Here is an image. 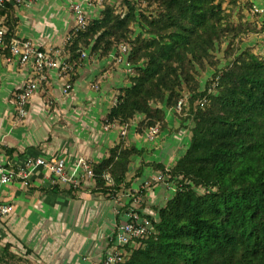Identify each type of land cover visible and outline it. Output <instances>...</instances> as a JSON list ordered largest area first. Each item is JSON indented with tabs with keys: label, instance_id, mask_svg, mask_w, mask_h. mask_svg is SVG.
Masks as SVG:
<instances>
[{
	"label": "trees",
	"instance_id": "1",
	"mask_svg": "<svg viewBox=\"0 0 264 264\" xmlns=\"http://www.w3.org/2000/svg\"><path fill=\"white\" fill-rule=\"evenodd\" d=\"M155 4L157 9L147 12L123 0L128 6L123 15L105 2L86 31L68 34L74 71L82 64L84 50L104 59L121 45L131 49L134 75L117 91L105 126L126 127L137 121L140 135L157 125L162 133L169 127L167 111L177 107L184 93L191 95L178 115L183 127L192 123L190 144L173 166L146 162L143 149L123 141L92 165L94 191L109 199L131 187L127 179L135 156L141 157L136 178L151 167L166 172L177 186L158 209V218L148 217L154 234L140 240L121 264H264V58L251 49L237 53L235 46L237 39L258 30L243 17L234 19L243 9L240 0H149L148 6ZM12 6L0 9L1 17L6 14V46L15 38ZM250 7L246 3L244 9ZM136 23L144 33L134 34ZM225 45L227 57L237 55L220 72L217 52ZM208 65L221 74L218 92L200 107L207 93L200 92L198 72ZM4 149L12 159L14 149ZM106 172L112 174L113 186L103 179ZM0 247V264H30L9 242Z\"/></svg>",
	"mask_w": 264,
	"mask_h": 264
},
{
	"label": "crops",
	"instance_id": "2",
	"mask_svg": "<svg viewBox=\"0 0 264 264\" xmlns=\"http://www.w3.org/2000/svg\"><path fill=\"white\" fill-rule=\"evenodd\" d=\"M74 3L82 4L90 20L99 18L102 8L88 0H29L22 8L12 6L15 38L30 40L44 48L63 44L75 25L71 10ZM246 3L264 10V0H244L243 4ZM246 17L251 20L249 14ZM2 20L6 23V14L2 15ZM261 44L264 49L263 40ZM3 53L8 55L9 51ZM73 76L72 91L64 97L62 92L67 79L50 73L48 82L33 96L27 118L22 119L18 115L16 94L29 80L35 79L33 67L20 69L1 63V162L21 165L28 158L64 159L74 169L81 159L92 165L101 163L121 141L129 147L143 149L146 162L168 167L185 154L190 137L179 158L178 143L164 141V137L168 138L173 132L182 134L179 130L183 123L175 110L167 112L169 127L161 133L163 139L154 142L147 141L134 129L124 136L122 127L107 129L104 125L117 91L129 83L126 68L116 63L112 55L84 60ZM4 147L14 149L12 159L6 155ZM132 162L127 179L131 187L125 188L115 199L96 193L93 178L81 177L77 188L51 187L45 183L41 169L31 187L0 183V203L14 207L13 213L4 222L0 221V244L9 242L30 264H101L105 239L118 218L121 222L122 207L134 204L133 193L142 184L154 183L140 206L142 214L153 219L158 218V209L176 191L155 180L148 181L151 175L158 173L151 167H146L142 177L136 178L141 157H133Z\"/></svg>",
	"mask_w": 264,
	"mask_h": 264
},
{
	"label": "built area",
	"instance_id": "3",
	"mask_svg": "<svg viewBox=\"0 0 264 264\" xmlns=\"http://www.w3.org/2000/svg\"><path fill=\"white\" fill-rule=\"evenodd\" d=\"M88 2H95L102 5V0H88ZM12 4L18 8H22L29 3V0H0V9L6 4ZM74 14L75 25L71 31L80 33L87 30L89 25V18L85 13L82 4L74 3L71 7ZM252 14L261 15L264 18V10L257 6L252 7ZM3 20L0 14V67L4 62L8 65H15L20 69L27 66H32L35 74V79L29 80L16 94V103L18 107V115L21 118L28 116L29 110L27 109L33 96L39 91L40 87L48 82L49 74L57 73L59 78L67 79L63 86V96L66 97L72 91V75L74 65L71 63L72 57L67 52V47L72 41V36L68 35L63 44L59 46L41 47L30 40L16 39L10 40L6 46V29L2 26ZM70 31V32H71ZM69 32V33H70ZM8 49V55L2 54L4 50ZM118 54L115 59L118 64H124L130 74L134 73L133 65L129 62L128 56L130 54V47L121 45L118 49ZM90 50H84L82 53V60L90 59ZM82 61V64H83ZM81 64V66H82ZM216 87V82L214 88ZM213 88L209 90L213 92ZM189 98H181L177 107L174 109L176 112L181 113L183 108L188 105ZM208 103V96L203 98L199 105L204 107ZM116 125H108L107 129L115 127ZM138 122H134L130 126L122 127V135L126 136L127 131L130 129L136 130ZM161 134L159 125L147 129L144 137L147 141L153 142ZM41 169L44 173L43 178L45 183L51 187L56 186H79L81 185V177L93 178L94 172L92 164L84 159L79 160L78 165L71 169L66 160L60 159L56 161H49L43 158H28L21 165H13L11 167L0 161V183L2 185L22 184L25 187H30L34 183V176ZM103 179L109 186L114 185V178L110 172L103 175ZM169 176L166 172L159 173L155 182L163 183L168 187L177 186L170 183ZM154 183L146 182L140 186L135 192L133 198L134 204L131 207H122L124 215L119 224H115L112 232L105 239V247L102 253L101 264H121L124 263L131 255V250L136 248L139 241L148 238L154 234V225L151 219L146 217L140 211V206L144 202L145 196L141 192L149 191ZM132 198V197H131ZM14 211V207L8 204H0V220L10 216Z\"/></svg>",
	"mask_w": 264,
	"mask_h": 264
},
{
	"label": "rangeland",
	"instance_id": "4",
	"mask_svg": "<svg viewBox=\"0 0 264 264\" xmlns=\"http://www.w3.org/2000/svg\"><path fill=\"white\" fill-rule=\"evenodd\" d=\"M130 1H131L132 4L137 6V8H139L141 10H146L147 12H151V11H154V10L157 9V5L156 4L151 6V7L148 6L149 0H130ZM105 2L111 3L115 7L117 12L120 13V14L125 15L128 12V6L127 5H123V0H102L103 4H105ZM90 3H95V2H90ZM243 3H244V0H242L240 2V8L244 9L245 8V4H243ZM95 4H97V3H95ZM103 4L99 5L100 8H103ZM227 4H228V1L225 3L224 6L228 10L229 7H227ZM243 9H238L236 14L233 12L234 13V19L237 21L239 17H243L247 22H249V23L253 24L254 26H256L258 32L254 33L253 35L248 34L246 37L243 36V37L237 39V41L235 42L236 43L235 46L238 49L237 53L242 51V50H245V49H251V50H253V52L256 55L264 58V49H263L262 44H261V41L263 40V46H264V18H262L261 15H255L254 16L252 14V7H250L249 10L244 9L245 11ZM247 13L249 14L251 20L247 19V17H246V15H248ZM132 31L134 32V34L135 33L136 34H140V33H144L145 32L144 31V27L142 25H140V24H137V23L132 26ZM254 40H257L258 42L253 43ZM226 48H227V45L223 46L222 50L218 49V52H217V58L221 62L220 66L218 68V71H220V72L222 70H224L225 68H227L229 66V64L231 63V61L234 59V57L237 55V53H235L233 56L227 57L226 54H225ZM118 49L119 48H117L112 54L113 59L115 60L116 63H117V61L115 59V56L118 54V51H119ZM130 55H131V50H130V54L128 56V60H129ZM90 56H91V53H90ZM124 67L126 68V74H127L128 81H129V78L133 77L134 73L130 74L128 72V70H127V67L125 65H124ZM133 68H134V66H133ZM217 74H218L217 73V69L213 65H208V66H206V68H203L201 71L198 72V81H199V86H200V92H206L207 96H210V97H212L213 95H215L218 92L219 79H220L221 74L220 75L219 74L217 75ZM215 82H216V87L214 88ZM128 85H129V83H128ZM212 88L214 90H213L212 93H210L209 90L212 89ZM184 96L186 98H191L190 97L191 95L188 92L184 93ZM115 102H116V98L114 99L113 106L115 105ZM198 102L195 104V106L198 104ZM169 111H171V110H169ZM175 115H179V112L177 114H175ZM26 118H27V116L25 118H22V119H26ZM188 118L191 119V117H188ZM191 126H192V123H190L188 121V123L184 127L180 128L179 132L182 133L181 135H178L176 132H173L171 134V136H168V138L164 137V141L177 142L178 143V147L180 148V151L177 154L178 158L182 155V151L185 150V148L187 147V145L189 143ZM174 129L175 130L177 129V125L176 124L174 125ZM160 139H163V137H161V134L155 139V141L156 140H160ZM132 171H133V169H132ZM158 174L159 173H157L156 175L155 174L151 175L150 176L151 179H149L148 181L155 180V177Z\"/></svg>",
	"mask_w": 264,
	"mask_h": 264
}]
</instances>
